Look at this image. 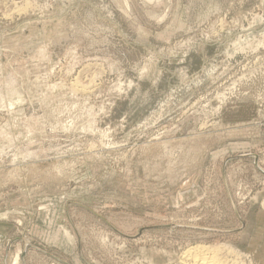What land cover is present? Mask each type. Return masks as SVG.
<instances>
[{
    "label": "rangeland",
    "instance_id": "374dc122",
    "mask_svg": "<svg viewBox=\"0 0 264 264\" xmlns=\"http://www.w3.org/2000/svg\"><path fill=\"white\" fill-rule=\"evenodd\" d=\"M196 246L264 264V0H0V264Z\"/></svg>",
    "mask_w": 264,
    "mask_h": 264
},
{
    "label": "bare ground",
    "instance_id": "6f19581e",
    "mask_svg": "<svg viewBox=\"0 0 264 264\" xmlns=\"http://www.w3.org/2000/svg\"><path fill=\"white\" fill-rule=\"evenodd\" d=\"M188 251H187V255H188V253H189V255H192L191 264H228V263H225L226 260L225 261L223 260L224 261L223 262V261L215 259L213 257L214 254H213V256L206 254V253H208L207 251H209V249L207 247H204V246H196V247H193L192 249H190ZM190 258L191 257H189L188 259H190Z\"/></svg>",
    "mask_w": 264,
    "mask_h": 264
}]
</instances>
